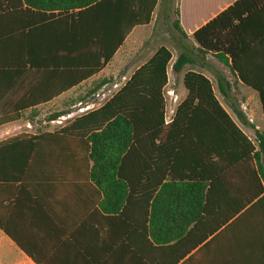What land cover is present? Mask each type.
<instances>
[{"label":"trees","instance_id":"1","mask_svg":"<svg viewBox=\"0 0 264 264\" xmlns=\"http://www.w3.org/2000/svg\"><path fill=\"white\" fill-rule=\"evenodd\" d=\"M158 3L0 0V71L15 69L20 75L22 66L39 71L30 104L35 108L48 103L99 73L134 28L150 24ZM161 4L166 10L175 7L172 26L185 50L174 61L171 51L161 46L99 109L52 133L18 135L0 143V230L37 264L9 231L5 216L6 203L16 196L14 186L29 190L39 175L83 180L95 194V204L128 236L140 235L147 264H167L171 242L188 245L180 254L184 257L234 231L243 243L261 239L264 132L233 108L237 120L254 130L252 141L219 102L211 81L197 72L183 75L186 97L166 124L165 89L170 67L179 75L187 65L212 55L259 93L264 114V87L251 83L239 67L264 36V20L258 27L253 24L264 19V0H238L198 29L192 36L196 52L185 44L189 38L180 26L178 0ZM23 14L30 21L29 35L22 38ZM39 25L45 30L40 38L35 33ZM12 34L17 37H2ZM217 83L228 97L229 82L220 76Z\"/></svg>","mask_w":264,"mask_h":264},{"label":"crops","instance_id":"2","mask_svg":"<svg viewBox=\"0 0 264 264\" xmlns=\"http://www.w3.org/2000/svg\"><path fill=\"white\" fill-rule=\"evenodd\" d=\"M237 1L178 0L180 26L189 38L185 44L187 43L190 50L196 52L198 47L192 39L193 34ZM21 18L22 26L25 28L22 33L23 38L25 34L29 35V28L26 26L30 16L23 14ZM263 20L254 21L253 24L258 27ZM152 24L153 20L148 26L134 28L112 60L99 73L50 102L35 108H32L30 104V93L41 73L32 70L29 66H22L20 75L15 69L0 71V143L18 135L39 134L28 127L31 126L33 112L52 110L49 114L65 113L68 111L64 109L66 106L70 108L85 101L87 97L84 100L83 97L92 89L112 82V76L120 72L124 74L121 76L126 77L128 81L159 49L153 50L146 60H139L143 55V46L151 39L149 32L152 33V30H148L152 28ZM40 25L35 31L38 38L44 37L45 34V30L41 29ZM139 29L142 31L137 34ZM133 36H135L134 39H132ZM2 37L14 38L17 35ZM184 51L183 49L182 52ZM132 56H135L134 59L136 61L138 59L140 64H134L131 60ZM172 56L174 61L177 56L173 53ZM209 56L214 58L216 79L222 76L231 85V92L239 90L240 102L251 105V111L253 108H259L264 127L260 95L243 84L238 74L231 73L227 66L212 55L197 59L196 64L193 65L206 67ZM193 65H187L183 70L184 74L200 73L190 69ZM239 67L251 83L264 87V36L241 58ZM63 78L64 84H67L66 75ZM61 81H63L62 78ZM231 92L226 98H230ZM243 113L249 124L264 132L260 130V126L251 122L245 112ZM237 124L244 133L247 134L248 131L254 133L250 126L243 125L239 121ZM31 185L29 190L24 188L20 191L19 185L14 186L16 196L6 203L8 211L5 219L9 231L40 264H147L141 253L140 235L133 232L131 236H128L115 218L106 214L95 204V194L83 180L72 176L39 175L33 179ZM187 246V244L176 245V242L168 243L167 264L175 262L176 259H178L177 264H264L263 231L257 243L240 242L234 231L225 235L223 239L208 240L187 256L180 257ZM0 264L37 263L0 230Z\"/></svg>","mask_w":264,"mask_h":264},{"label":"rangeland","instance_id":"3","mask_svg":"<svg viewBox=\"0 0 264 264\" xmlns=\"http://www.w3.org/2000/svg\"><path fill=\"white\" fill-rule=\"evenodd\" d=\"M161 3H162V0H159L158 6L153 14L152 28H149L148 30V31L152 30V33L149 32V35H151L150 36L151 39L146 43L145 46H143L144 48V51H142L143 55L141 58H139V60H146V58L151 54V52H153V50L160 48L161 46L167 47L177 57L183 51L180 43L178 42L180 39H182V37L172 26L173 21L176 20V15L174 13L175 7L172 6L171 9L166 10L164 9ZM141 31L142 30L139 29L137 30L136 33L138 34ZM134 37L135 36H133L132 39H134ZM134 58L135 56H132V59H131L132 62L134 64L135 63L140 64V61H138V59L136 61ZM206 63H207L206 67H202L199 65H193V66H190V69L198 71L210 79L215 89L216 96L222 103V106L226 108V111L232 116V118L235 120L236 123H238V120L235 117V114L233 113L234 107L237 109H241L243 112H245L250 117L249 119L251 120V122H253V124L255 125L260 126V130L264 131L263 122L261 120V114H260L259 108H256V109L253 108V111H251V108H252L251 105L241 103L239 99V94H238L239 90H236L234 92L232 91L230 94V98H224L217 88V79H216L217 75L215 74L216 65L214 63V58L209 56L207 58ZM121 75H124V74H121L120 72V73H117L115 76H112V81H114L118 77L121 78L122 77ZM183 75H184V71L179 75H175L172 72L171 67L169 68V83L165 89L166 119L168 120L173 119L176 107L186 97L185 88L182 83ZM88 96L89 94H87L85 97H88ZM70 108L66 106L64 109L65 110L68 109L69 111ZM51 111L52 110L31 113V126H28V127L31 128L32 131L39 132V133L45 132V131H56L60 129L61 126L54 124L52 123V121L48 120V118L54 114L53 112L49 114ZM247 136L252 141H255V136L252 131H248Z\"/></svg>","mask_w":264,"mask_h":264},{"label":"built area","instance_id":"4","mask_svg":"<svg viewBox=\"0 0 264 264\" xmlns=\"http://www.w3.org/2000/svg\"><path fill=\"white\" fill-rule=\"evenodd\" d=\"M126 82V77H118L114 81L103 85L98 90L89 95L85 101L73 105L69 111L53 120L52 123L57 124L61 126L60 128H62L76 118L99 109L109 102L126 84ZM171 121L172 119H166V124H169Z\"/></svg>","mask_w":264,"mask_h":264}]
</instances>
